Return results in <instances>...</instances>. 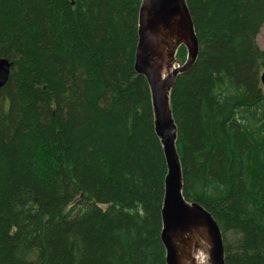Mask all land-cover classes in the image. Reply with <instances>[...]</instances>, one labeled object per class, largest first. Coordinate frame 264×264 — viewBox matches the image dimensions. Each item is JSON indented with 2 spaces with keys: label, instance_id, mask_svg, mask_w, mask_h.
<instances>
[{
  "label": "trees",
  "instance_id": "1",
  "mask_svg": "<svg viewBox=\"0 0 264 264\" xmlns=\"http://www.w3.org/2000/svg\"><path fill=\"white\" fill-rule=\"evenodd\" d=\"M141 1L0 0V264H165ZM184 1L198 55L169 96L182 197L217 224L224 264H264V0Z\"/></svg>",
  "mask_w": 264,
  "mask_h": 264
},
{
  "label": "water",
  "instance_id": "2",
  "mask_svg": "<svg viewBox=\"0 0 264 264\" xmlns=\"http://www.w3.org/2000/svg\"><path fill=\"white\" fill-rule=\"evenodd\" d=\"M180 46L186 49L183 64L175 59ZM197 54L198 42L184 0L141 1L133 68L148 85L154 131L166 164L160 233L165 264H198V255L206 258V264H224L217 224L201 206L182 197L181 169L175 147L176 126L169 96L176 78L190 69ZM8 73V62L0 59V87L6 83ZM261 79L264 94V74Z\"/></svg>",
  "mask_w": 264,
  "mask_h": 264
},
{
  "label": "rangeland",
  "instance_id": "3",
  "mask_svg": "<svg viewBox=\"0 0 264 264\" xmlns=\"http://www.w3.org/2000/svg\"><path fill=\"white\" fill-rule=\"evenodd\" d=\"M257 43L259 48L264 49V24L260 30L259 35L257 36Z\"/></svg>",
  "mask_w": 264,
  "mask_h": 264
},
{
  "label": "bare ground",
  "instance_id": "4",
  "mask_svg": "<svg viewBox=\"0 0 264 264\" xmlns=\"http://www.w3.org/2000/svg\"><path fill=\"white\" fill-rule=\"evenodd\" d=\"M141 6V5H140ZM187 7V6H186ZM198 55V54H197ZM6 60V59H5ZM7 61V60H6ZM8 62V61H7ZM9 64V73H10V67H11V64L8 62ZM9 73H8V76H9ZM156 134V133H155ZM162 147V146H161ZM196 261L198 264H206V258L204 256H201V255H198L196 257Z\"/></svg>",
  "mask_w": 264,
  "mask_h": 264
}]
</instances>
